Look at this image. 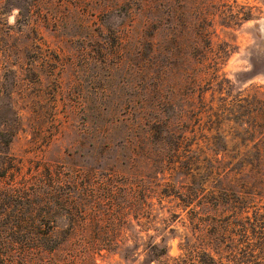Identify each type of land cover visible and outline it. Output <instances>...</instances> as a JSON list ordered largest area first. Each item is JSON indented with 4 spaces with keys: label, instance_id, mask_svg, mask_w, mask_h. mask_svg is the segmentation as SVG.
<instances>
[{
    "label": "rangeland",
    "instance_id": "1",
    "mask_svg": "<svg viewBox=\"0 0 264 264\" xmlns=\"http://www.w3.org/2000/svg\"><path fill=\"white\" fill-rule=\"evenodd\" d=\"M256 141L264 0H0V234L55 225L72 264L216 257L180 191L222 178L264 203Z\"/></svg>",
    "mask_w": 264,
    "mask_h": 264
},
{
    "label": "trees",
    "instance_id": "2",
    "mask_svg": "<svg viewBox=\"0 0 264 264\" xmlns=\"http://www.w3.org/2000/svg\"><path fill=\"white\" fill-rule=\"evenodd\" d=\"M219 15L224 21L228 20L235 24L247 19L251 15V8L240 5L233 11L220 10ZM212 23L213 18L202 15L201 26L205 28V25ZM179 139V143H182L183 133H180ZM251 148L255 150L256 156L253 163L260 164L264 149L258 141L252 143ZM177 155L176 151L174 156ZM167 185L173 186L171 182ZM180 192L184 201L192 200L196 194L198 204L202 203L210 208V210H202V214L195 209L191 210L193 211L191 220L199 231V237L210 239L208 243L212 245L216 257L206 248L202 250L204 255L202 257L200 251L187 245L184 247L185 251L177 257H160L159 253H154L159 264H229L230 261L235 264H264L263 202L247 200L248 192L245 191L246 194L235 192L229 183H223L222 178L217 188L206 190V187L200 184L195 191ZM8 231L10 234L7 235ZM7 232L0 234V264H72L73 262L74 257L70 253L67 241L55 238L57 232L55 225H46L34 220L19 221L8 225ZM95 244L97 247L101 243ZM65 249L62 254L60 250Z\"/></svg>",
    "mask_w": 264,
    "mask_h": 264
},
{
    "label": "clouds",
    "instance_id": "3",
    "mask_svg": "<svg viewBox=\"0 0 264 264\" xmlns=\"http://www.w3.org/2000/svg\"><path fill=\"white\" fill-rule=\"evenodd\" d=\"M16 11H18V10H16ZM16 11H14V13H13V21H14V17H15V15H16Z\"/></svg>",
    "mask_w": 264,
    "mask_h": 264
}]
</instances>
